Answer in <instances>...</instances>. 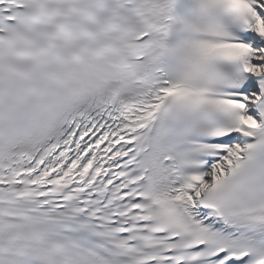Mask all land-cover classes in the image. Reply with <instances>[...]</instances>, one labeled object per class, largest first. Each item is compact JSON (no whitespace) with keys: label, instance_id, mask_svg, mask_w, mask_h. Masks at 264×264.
Returning a JSON list of instances; mask_svg holds the SVG:
<instances>
[{"label":"snow or ice","instance_id":"6c2138e0","mask_svg":"<svg viewBox=\"0 0 264 264\" xmlns=\"http://www.w3.org/2000/svg\"><path fill=\"white\" fill-rule=\"evenodd\" d=\"M0 264H264V0H0Z\"/></svg>","mask_w":264,"mask_h":264}]
</instances>
